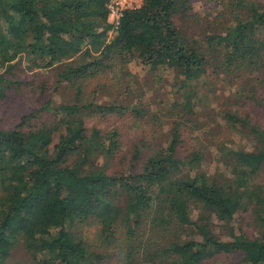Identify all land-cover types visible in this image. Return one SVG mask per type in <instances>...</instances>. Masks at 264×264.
<instances>
[{
  "label": "trees",
  "instance_id": "1",
  "mask_svg": "<svg viewBox=\"0 0 264 264\" xmlns=\"http://www.w3.org/2000/svg\"><path fill=\"white\" fill-rule=\"evenodd\" d=\"M195 1L144 0L114 29L110 0H0V98L23 86L5 78L21 57L31 70L59 69L56 90L65 83L75 90L68 101L40 102L43 80L36 107L13 128L0 127V264L19 242L37 264H99L108 242L125 264H209L220 254L239 255L232 264H264V184L257 182L264 168V0H212L223 10L208 20L217 29L203 39L181 22L195 15ZM132 60L177 73L182 115L172 108L168 131L129 149L114 116L143 118L150 110L102 101L97 95L110 85L87 92L85 81L119 74ZM214 75L237 84V102L259 116L225 110L228 132L253 146L223 144L227 169L212 173L202 168L200 139L186 154L182 144L197 128L184 120L195 115L198 84ZM249 210L254 236L237 226V213ZM87 224L98 226L96 240L77 227Z\"/></svg>",
  "mask_w": 264,
  "mask_h": 264
},
{
  "label": "rangeland",
  "instance_id": "2",
  "mask_svg": "<svg viewBox=\"0 0 264 264\" xmlns=\"http://www.w3.org/2000/svg\"><path fill=\"white\" fill-rule=\"evenodd\" d=\"M212 0H196L193 4L195 15L181 20L184 31L190 36L199 35L203 39L210 30L214 31L217 28H210L207 23L208 20L216 18V14L220 9H215ZM221 21V20H220ZM217 27V26H216ZM197 37V36H195ZM198 38V37H197ZM11 67H6L5 78L10 80L23 81V86L19 90L15 88L14 84L10 89H7L4 98H0V127L13 128L19 121L23 114L28 113L36 107L37 97L40 93V86L42 81H47L48 90L42 94L43 100L50 99L53 104L70 100L75 90L67 83L57 86V74L59 69H29V61L21 57L18 61L13 63ZM119 68V67H118ZM8 69V70H7ZM129 73V75H128ZM177 73L171 69H159L155 72L149 70L148 67L143 66L138 60H132L119 74L109 72L100 74L92 80H87V92L99 86V84L110 85V89L100 90L97 97L102 101H119L128 105L130 102L137 104L140 107H145L150 110V114L146 117H135L128 112L125 116H114V125L121 130V141L124 146H129V149L134 143H140L146 138H152L157 133L168 131L171 128L173 119L168 115L173 108V112L182 115L175 102L180 93L178 91ZM5 85L9 86L6 80ZM131 90H128V88ZM237 84L230 85L229 81L224 80L223 76H210L208 79L199 82L198 95L196 100L195 115L192 119H185L191 125L197 126L195 130H187L184 133L183 150L184 153L193 147V143L200 139L202 146L206 147L204 153L205 159L202 162V168L206 171L215 173L226 170L223 163L222 147L226 144L229 148H251L253 143L246 138L231 134L228 132V126L221 116H224L226 109H231L234 112L246 113L252 112L255 116H259L256 111H252L250 106H245L237 102L234 95V88ZM1 88V85H0ZM30 88L36 89V91ZM128 90V91H127ZM181 97V96H180ZM181 103L185 102L182 97ZM157 116L158 120H155ZM264 116V115H263ZM262 122L264 123V117ZM107 125V124H106ZM161 136H158L159 138ZM224 144V145H223ZM187 152V153H188ZM257 182L264 184V168L257 177ZM256 182V183H257ZM237 226L240 227L245 234L254 236L257 234L252 212L240 211L237 213ZM80 230H85L91 240H96L98 236V226L87 224L77 226ZM217 231L219 229L217 228ZM222 232V231H221ZM100 251L106 254V257L99 262V264H125L123 256L119 254V249L113 242L102 244ZM240 259L239 255L234 254H220L210 260L209 264H232L233 261ZM5 264H37L34 262L32 254L26 250L24 244L19 242L12 250L11 255L6 260Z\"/></svg>",
  "mask_w": 264,
  "mask_h": 264
},
{
  "label": "built area",
  "instance_id": "3",
  "mask_svg": "<svg viewBox=\"0 0 264 264\" xmlns=\"http://www.w3.org/2000/svg\"><path fill=\"white\" fill-rule=\"evenodd\" d=\"M144 0H110L108 3L109 19L114 29L120 25L125 10L140 8Z\"/></svg>",
  "mask_w": 264,
  "mask_h": 264
}]
</instances>
